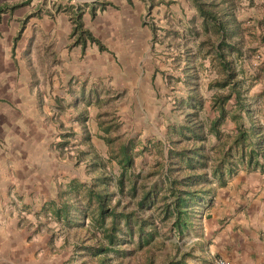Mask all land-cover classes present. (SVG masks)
<instances>
[{
	"label": "trees",
	"instance_id": "16d2710c",
	"mask_svg": "<svg viewBox=\"0 0 264 264\" xmlns=\"http://www.w3.org/2000/svg\"><path fill=\"white\" fill-rule=\"evenodd\" d=\"M187 1L194 15L184 20L182 37L187 43L178 49L172 63L182 78H167L169 83H181L186 90V96L175 101L181 121L167 127L165 140L147 145L119 136L107 137L109 127L100 123L108 148L107 160L91 149L90 135L82 127L79 142L86 151L77 153L75 164L85 162L86 180L68 177L57 184L37 215L55 223L50 231L51 243L55 237H62L63 249L72 248L74 258L91 260L93 264L117 260L118 264L138 251H149L159 240H168V234H162L163 227L183 231L194 202L209 192L206 184L212 180L223 183L225 174L235 175L245 164L252 168L264 165V90L249 97L252 87L264 81V66L259 65L264 56L256 55L257 68L243 66L249 29H244L238 18L239 9L254 7L256 0ZM81 16L80 10L74 18V45H80L82 52L86 42L105 50L83 28ZM151 30L155 37L154 27ZM17 39L18 36L13 44ZM198 57H209L217 65V77L208 83V88L214 90L209 101L211 119L203 114L205 100L199 89ZM258 100H262L260 109ZM228 122L233 129L224 133L223 126ZM61 137L56 147L63 151L72 144L74 133ZM151 148L153 160L145 161L144 153Z\"/></svg>",
	"mask_w": 264,
	"mask_h": 264
},
{
	"label": "crops",
	"instance_id": "0c3cea01",
	"mask_svg": "<svg viewBox=\"0 0 264 264\" xmlns=\"http://www.w3.org/2000/svg\"><path fill=\"white\" fill-rule=\"evenodd\" d=\"M176 1L0 0V43L4 39L9 44L8 48H0V73L12 71L14 65L23 70L21 75L31 82V95L27 96L31 120L33 125L34 122L42 125L36 136L33 131L28 132L30 127H26L27 132L19 131L20 144L12 147V152L19 157L0 163V209L3 208L0 252L33 244L26 238L31 234L22 226L17 228L16 217L32 215V209L37 215L50 200L57 184L65 181L59 179L66 176L57 160L59 155L64 156L65 150L56 147L54 134L58 127L71 125L65 123L59 109L74 103V108L88 111L86 118L73 115L76 117L73 122L80 129L88 130L91 115L95 118L97 114L95 111L91 114V108L103 105L113 92L123 95L127 90L137 91L142 75L154 76L155 80L159 75L162 77L153 66L141 65L151 50L153 39V26L146 24V16L159 6L175 12ZM80 10L83 28L105 50L100 51L97 45L86 42L82 52L80 45H74V18ZM16 36L18 39L13 44ZM36 78L43 83L41 89H37ZM144 86L142 91H145ZM263 90L264 81L252 87L249 97ZM132 96L122 102L132 97L136 104L138 97ZM256 105L260 109L262 100ZM37 107L44 109L41 114L48 125L37 114ZM16 122L14 119L13 123ZM26 124L28 122L23 120L21 127ZM232 129L233 125L226 129L223 126L224 133ZM86 132L91 139L90 132ZM208 138L214 141L212 135ZM204 187L209 192L194 202L190 221L183 231L168 227L162 233L168 234V262L211 264L222 258L231 264H264V165L252 168L245 164L235 175L225 174L223 183L212 180ZM35 236L41 241L39 232ZM16 252L19 251L14 254ZM5 262L11 264L8 259Z\"/></svg>",
	"mask_w": 264,
	"mask_h": 264
},
{
	"label": "rangeland",
	"instance_id": "374dc122",
	"mask_svg": "<svg viewBox=\"0 0 264 264\" xmlns=\"http://www.w3.org/2000/svg\"><path fill=\"white\" fill-rule=\"evenodd\" d=\"M176 11L165 10L159 6V9L151 10V14L146 16V24L150 27L153 26L156 32V36L152 39L151 50L147 53L146 59L141 63L145 68L153 66L155 70L162 73V77L159 75L158 79L155 77H149L142 75L140 78L139 89L137 91L127 90L125 93L117 94L113 92L111 97L98 107L91 108V114L95 111L97 114L94 118L91 115V120L87 125L86 131L91 134L92 150L99 154L102 158L107 160L108 148L104 139V134L101 131L100 123H106L109 127L110 133L107 137H122L123 139H133L135 143L141 141V145H147L148 142H156L165 140L167 135V127L172 124L179 123L181 121V113L177 110L175 101L178 98L186 96L185 87L181 83L168 82V77H181L179 70H174L173 59L178 55L179 48L184 45L186 40L183 39V23L194 15V10L187 0H177L175 3ZM238 18L243 24L244 29H249L245 34V49L246 59L244 61V67L251 69L257 68L259 65L264 66L263 62L257 67L255 57L258 54L264 56V40L259 41L260 38L264 39V0H256V5L252 8L244 6L239 9ZM152 31V30H151ZM174 32H178L180 35H174ZM249 32L251 34H249ZM153 34V32H152ZM177 36V37H176ZM191 44V43H189ZM8 48V42L2 39L0 48ZM244 49V50H245ZM10 59V58H8ZM15 61V60H13ZM11 64V61H9ZM243 64V63H242ZM196 65L199 67L200 72V94L205 100L204 118L211 119L213 114L209 110V101L214 93V90L208 88V83L217 77V65L209 57L202 59L200 57L196 60ZM2 66V65H0ZM12 71L0 73V163H6L10 159L18 158L15 156V152H12V147H18L20 144L19 131H26V127H30L28 132L33 131L34 135L39 134L41 124L38 126L37 122L31 120L32 116L31 107L28 99V95H31V82H28V77L22 76L23 70L18 66H12ZM17 68L20 69L17 73ZM238 69V66H237ZM264 69V67H263ZM37 79V89H41L40 78ZM144 84L146 86H144ZM144 86L145 91L141 90ZM44 92V91H43ZM132 95H137L138 99L136 104L132 100ZM141 95V96H140ZM122 96V97H121ZM130 100L124 101V98H130ZM121 97V98H120ZM23 98V99H22ZM141 98V100L139 99ZM23 100V101H22ZM74 100L73 102H75ZM138 101H141L138 103ZM122 103V105L120 104ZM67 106V105H65ZM74 103H71L70 107H63L59 109L62 111V115L65 123L71 126H62L56 130L54 134L56 142H60L62 134L68 132H75L78 136L74 138L72 144L66 147L64 156L59 155L57 157L59 163V169L65 174L66 177H75L82 180H86V164L83 161L80 164H75L77 153L80 151H86V147L81 145L79 140L82 138V129L73 120L76 119L75 114L86 118L88 111L82 110V108H74ZM37 114H40L41 120L45 125L46 118L43 113L44 109L37 107ZM81 110V111H79ZM57 111V110H56ZM74 111V112H73ZM28 113V114H27ZM35 118V117H34ZM17 119L14 124L13 120ZM36 119V118H35ZM27 121L26 126H22V123ZM76 121V120H75ZM16 125V126H15ZM18 127V128H16ZM70 127H74L72 130ZM226 127H232L230 122L225 125ZM24 128V129H21ZM69 129V130H68ZM44 130V129H43ZM47 130H45L46 132ZM15 133V135H14ZM14 136V137H13ZM36 136V135H35ZM35 136H33L35 138ZM32 139V137H29ZM16 140V143H15ZM22 144V143H21ZM152 144L149 145V147ZM30 146L32 143L30 142ZM137 149L141 146L136 145ZM154 150L151 148L144 153L145 161H152V154ZM19 153V152H18ZM42 157V156H41ZM44 159V157H42ZM86 159H89L86 157ZM49 162H51L49 160ZM138 162V161H137ZM113 170L118 171V167L114 162L111 163ZM138 165V164H137ZM66 177L59 179L65 180ZM0 209V213H2ZM32 215H26L16 217L17 228L22 226V229L26 233H30L26 238L29 241H33L30 247H24L10 249L7 253L0 252V264H8L5 260H9L11 264H93L91 260L83 258H74L72 248L63 249L62 237H55L53 243H51V233L54 224L50 220L35 215L34 209H32ZM2 215V214H0ZM5 220V219H4ZM40 226L39 237H42L41 241L37 238L34 232L36 226ZM168 227H163L162 233L167 231ZM40 241V244H39ZM29 243V242H27ZM28 248L30 251H28ZM13 251V252H12ZM14 251H19L14 254ZM17 256V258L15 257ZM170 258L169 244L167 241L163 242L159 240L156 245L149 248V251H138L133 256L122 260L118 264H166ZM117 260L112 264H117Z\"/></svg>",
	"mask_w": 264,
	"mask_h": 264
},
{
	"label": "built area",
	"instance_id": "2783aa9c",
	"mask_svg": "<svg viewBox=\"0 0 264 264\" xmlns=\"http://www.w3.org/2000/svg\"><path fill=\"white\" fill-rule=\"evenodd\" d=\"M211 264H231V263L228 262L227 260L222 259V258H218Z\"/></svg>",
	"mask_w": 264,
	"mask_h": 264
}]
</instances>
